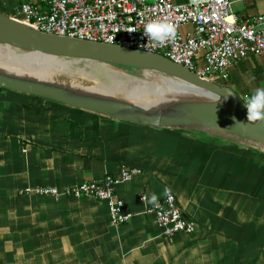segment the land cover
Segmentation results:
<instances>
[{"label":"crops","instance_id":"1","mask_svg":"<svg viewBox=\"0 0 264 264\" xmlns=\"http://www.w3.org/2000/svg\"><path fill=\"white\" fill-rule=\"evenodd\" d=\"M18 4L0 0V11L22 20ZM231 4L243 17L264 11V0ZM229 69L245 101L264 89V52ZM121 165L140 171L117 184L132 213L118 225L105 201L25 192L100 180ZM167 186L193 233L165 236L148 210ZM0 264H264V150L0 86Z\"/></svg>","mask_w":264,"mask_h":264},{"label":"built area","instance_id":"2","mask_svg":"<svg viewBox=\"0 0 264 264\" xmlns=\"http://www.w3.org/2000/svg\"><path fill=\"white\" fill-rule=\"evenodd\" d=\"M231 2L19 0L18 9L24 22L41 31L157 52L200 76L212 79L216 74L225 80L237 61L264 52V11L243 17L231 8ZM185 24L192 27L183 30ZM149 25L174 28L175 39L164 43L147 39L144 33ZM136 171H140L137 166L121 165L119 174H106L100 180H81L62 189L48 185L27 187L25 192L90 196L105 201L111 222L118 225L128 221L132 213L125 211L117 184L130 179ZM145 198L146 194L140 195L141 200ZM148 210L154 212L165 236L190 234L196 229L194 220L177 204L171 187H165Z\"/></svg>","mask_w":264,"mask_h":264},{"label":"water","instance_id":"3","mask_svg":"<svg viewBox=\"0 0 264 264\" xmlns=\"http://www.w3.org/2000/svg\"><path fill=\"white\" fill-rule=\"evenodd\" d=\"M0 42L48 56L155 71L179 79L183 84L178 85V89L194 95L158 98L144 105L112 92L86 89L67 81L0 67L1 87L139 124L200 130L264 150V121L247 122L245 100L232 87L200 76L162 54L44 32L1 11ZM237 121L243 123L237 124Z\"/></svg>","mask_w":264,"mask_h":264},{"label":"bare ground","instance_id":"4","mask_svg":"<svg viewBox=\"0 0 264 264\" xmlns=\"http://www.w3.org/2000/svg\"><path fill=\"white\" fill-rule=\"evenodd\" d=\"M23 51V53H27V55H21L19 52ZM34 53V54H33ZM34 56V57H33ZM50 58H55V61H48ZM68 58H61L55 56L43 55L34 51H29L25 49H20L11 45H7L5 43L0 42V67L12 70V71H23L24 73H29L33 75H39L41 77H46L48 79H54L59 81H67L70 84L83 87L86 89H92L95 91H104V92H112L114 95L120 97H127L135 102L142 103L144 105H150L158 100V98H178L187 95L186 91L179 90L178 85L183 84L179 79L164 76V83L169 86L167 88H158L155 89L151 84L144 83L140 85V87L132 86L135 83L136 79H133L131 76L123 75L115 70L103 69L99 67V70L102 72L103 76L109 81L108 84H113V82H117L116 91H110L104 88L99 83H96L92 80V84H86L85 82H81L78 79H74L72 75L81 77L82 79L89 80L86 76L77 74L76 72L70 70L67 66ZM75 62L83 61L77 59H70ZM101 65H108L107 63L94 62ZM98 70V72H99ZM145 74L153 71L144 70ZM60 72V73H59ZM101 74V75H102ZM100 75V74H99ZM58 76V77H56ZM213 80V79H212ZM89 82V81H88ZM125 84V88H122L121 85ZM164 84V85H165ZM127 93H126V91Z\"/></svg>","mask_w":264,"mask_h":264},{"label":"rangeland","instance_id":"5","mask_svg":"<svg viewBox=\"0 0 264 264\" xmlns=\"http://www.w3.org/2000/svg\"><path fill=\"white\" fill-rule=\"evenodd\" d=\"M19 54L27 55V53H23V51L19 52ZM248 56H251V55H248ZM244 58H242L241 60H243ZM53 59H55V58H50V60L49 59H47V60L48 61H55ZM241 60L237 61L235 64H238ZM66 63H67V66H69L68 68L70 70L76 72L77 74L86 76L89 80H85V78L82 79L81 77L72 75V77L74 79H78L81 82H85L86 84H92L93 83L92 81H94L96 83L101 84L102 86H104V88H106L107 90H110V91L118 90V89H116L117 87L114 86V85L117 86V82L116 81L113 82L114 85L108 84L109 81L106 79L105 76H103L102 72L99 70V67H101L103 69L107 68V69H110V70H115V71H118L119 73H121L123 75H127V76L133 77V79H136V81H135L134 84H132V86L140 87V85H142L144 83L151 84L152 87L155 88V89L163 88V87L167 88V86H169L168 84L166 85L164 83V79H166V78H164L162 74H160L158 72H155V71L150 72V74L147 75L148 73L145 74V71H143L142 69L129 70V69L121 68V67H119L117 65H114V64L101 65V64L94 63V62H92V63L91 62H85V61L75 62V61L70 60V59H68ZM98 70H99V72H98ZM229 73H230V75H229L228 79L222 80L216 74L212 75V79L214 81L219 82V83H225L227 85H230L229 84L230 80L231 81H235V79H234L235 74H233V72L231 73V71H229ZM90 80H92V81H90ZM125 86H126L125 84L121 85L122 88H125ZM126 93H127V91H126Z\"/></svg>","mask_w":264,"mask_h":264},{"label":"clouds","instance_id":"6","mask_svg":"<svg viewBox=\"0 0 264 264\" xmlns=\"http://www.w3.org/2000/svg\"><path fill=\"white\" fill-rule=\"evenodd\" d=\"M144 36L155 43H164L167 39H175V29L165 25H149L145 29ZM244 103L247 110V122L264 121V89H257L256 93ZM236 123L243 122L237 121Z\"/></svg>","mask_w":264,"mask_h":264},{"label":"trees","instance_id":"7","mask_svg":"<svg viewBox=\"0 0 264 264\" xmlns=\"http://www.w3.org/2000/svg\"><path fill=\"white\" fill-rule=\"evenodd\" d=\"M114 65H117V66L124 68V69H129V70H135L136 69V68H132L130 66H124V65H120V64H114ZM147 75H149V73Z\"/></svg>","mask_w":264,"mask_h":264}]
</instances>
